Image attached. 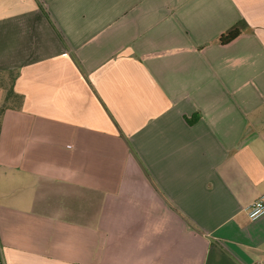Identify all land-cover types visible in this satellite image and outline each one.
<instances>
[{
	"label": "crops",
	"instance_id": "obj_1",
	"mask_svg": "<svg viewBox=\"0 0 264 264\" xmlns=\"http://www.w3.org/2000/svg\"><path fill=\"white\" fill-rule=\"evenodd\" d=\"M1 105L0 264H264V0H0Z\"/></svg>",
	"mask_w": 264,
	"mask_h": 264
},
{
	"label": "trees",
	"instance_id": "obj_2",
	"mask_svg": "<svg viewBox=\"0 0 264 264\" xmlns=\"http://www.w3.org/2000/svg\"><path fill=\"white\" fill-rule=\"evenodd\" d=\"M244 25H245V23L241 21L237 25H235L233 28H231L230 30H228L224 34L220 35L219 44L226 45V44L230 43L231 41L235 40L240 35L241 29ZM9 97L13 100L12 103L18 102V101H15L16 98L13 97V93L10 91L7 92V98H9ZM10 106H16V105H10Z\"/></svg>",
	"mask_w": 264,
	"mask_h": 264
},
{
	"label": "built area",
	"instance_id": "obj_3",
	"mask_svg": "<svg viewBox=\"0 0 264 264\" xmlns=\"http://www.w3.org/2000/svg\"><path fill=\"white\" fill-rule=\"evenodd\" d=\"M245 214L250 221H256L264 216V196L259 197L245 209Z\"/></svg>",
	"mask_w": 264,
	"mask_h": 264
},
{
	"label": "rangeland",
	"instance_id": "obj_4",
	"mask_svg": "<svg viewBox=\"0 0 264 264\" xmlns=\"http://www.w3.org/2000/svg\"><path fill=\"white\" fill-rule=\"evenodd\" d=\"M5 106H6V105H1V106H0V114H1V112H2V110H3L2 108H4Z\"/></svg>",
	"mask_w": 264,
	"mask_h": 264
}]
</instances>
